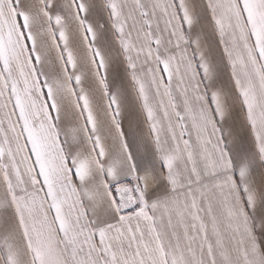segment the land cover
I'll list each match as a JSON object with an SVG mask.
<instances>
[{
  "label": "crops",
  "instance_id": "0c3cea01",
  "mask_svg": "<svg viewBox=\"0 0 264 264\" xmlns=\"http://www.w3.org/2000/svg\"><path fill=\"white\" fill-rule=\"evenodd\" d=\"M0 264H264V0H0Z\"/></svg>",
  "mask_w": 264,
  "mask_h": 264
},
{
  "label": "rangeland",
  "instance_id": "374dc122",
  "mask_svg": "<svg viewBox=\"0 0 264 264\" xmlns=\"http://www.w3.org/2000/svg\"><path fill=\"white\" fill-rule=\"evenodd\" d=\"M134 187V185H133ZM120 191H122V194L125 195V200L127 203L128 200H131L133 199V196H134V191H136V188H131V185H128V186H123L122 188H120Z\"/></svg>",
  "mask_w": 264,
  "mask_h": 264
}]
</instances>
